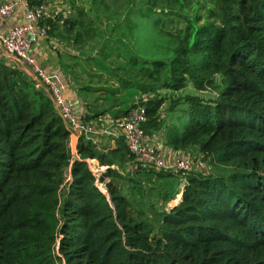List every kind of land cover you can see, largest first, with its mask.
Instances as JSON below:
<instances>
[{"label":"trees","instance_id":"1","mask_svg":"<svg viewBox=\"0 0 264 264\" xmlns=\"http://www.w3.org/2000/svg\"><path fill=\"white\" fill-rule=\"evenodd\" d=\"M207 1L194 0L190 18L170 11L185 23L167 33L174 43L167 59L129 55L125 69L139 62L133 69L146 81L135 87L155 92L144 103L146 135L162 127L158 109L172 91L213 90L169 105L186 103L185 123L169 121L163 144L207 159L206 169L198 165L182 181L168 168H144L135 178L126 173L132 192H124L114 182L123 179L117 168L133 160L123 140L106 149L78 137L74 158L70 132L43 89L0 59V264H264V0ZM89 2L97 14H115L103 0ZM58 20L45 19L47 35L76 45L96 36V27L74 31L75 15ZM122 77L115 81L125 86ZM87 158L105 166L98 176L109 178L105 192ZM155 175L163 178L156 186L140 185Z\"/></svg>","mask_w":264,"mask_h":264},{"label":"rangeland","instance_id":"2","mask_svg":"<svg viewBox=\"0 0 264 264\" xmlns=\"http://www.w3.org/2000/svg\"><path fill=\"white\" fill-rule=\"evenodd\" d=\"M61 1L70 4L67 0ZM72 1V5L70 4V6H72V9L74 11L73 17L75 15L79 20V25L78 23L77 25H74V31H77V29L81 31L83 29V26H86L85 30L96 27L94 28V30H96L97 32L96 36H94L93 33L91 37H85L86 41L84 43L80 42L77 45L72 44L76 48H79L77 49V52L79 53L76 55L77 62H79L86 69L96 70L97 73H101V76H103V74H106V77L100 78L98 76L97 80H88L89 78H85L81 81L77 77V75L79 74H75L73 80H76L77 84H79L80 82H94L108 85L109 93L106 96L107 100L105 102V107L109 106L113 102H118L120 106L125 107L130 102H132V94L136 92V87L134 84H137L138 81H146V78L142 77V72H135V70L133 69L139 66L140 61H152L157 59L165 60L171 55L173 40L171 38V35H168L167 33L173 34L172 32L177 28L179 29L181 23L183 26L185 21L182 22L181 20H178L177 16L176 19L174 17H169V14H171L170 11H177V13L184 15L186 18H190L191 16L193 17V15L196 14V11H194V0H185L183 4V6L185 7H181L177 10L176 7H178L179 0H173V3L170 5L173 8L165 5V0H156L153 7H145V0H103L104 3L110 4V8H108L109 10H114L115 14H113V17H105L104 14L100 13L97 14L95 8L90 6L89 0ZM205 1L206 3H208L207 0ZM78 8L82 9L84 12L81 14L77 13ZM199 12L200 14H202V11ZM192 23L195 24L194 21H192ZM120 29L121 31L119 33ZM88 32L91 33L93 31ZM92 36L94 37L92 38ZM101 43L102 46H100ZM112 46H116V48H118L119 54L115 52V50L117 49H113ZM129 55L137 56L139 62H137L135 65L130 66L132 69L128 68L130 71L126 72V62ZM101 58L106 61L107 65ZM141 65L143 64L141 63ZM148 65L151 66V64ZM117 76H125L122 77V80L124 79L125 81H128L125 86L120 85L119 88L115 89L117 93H113L111 87H113L114 85L111 82L113 80L115 81ZM158 82L159 80H156L154 83L158 84ZM117 84L118 83H116V85ZM157 91L158 93H163L167 90L165 88H159ZM212 91V89H205L203 91L196 92L188 86L185 89L181 88L179 90L172 91L170 95L168 94L170 98L165 99L161 103L158 110V116L161 119L162 124V127L160 129H162L169 121H175L174 124L178 126H181L185 123L183 114L184 110L186 109V103L181 102L176 106L174 105L175 107L173 106L171 109H169L170 103L177 100L183 101L184 96H195L201 99L203 96H209L210 94H213ZM142 93L149 94L152 97L155 95V92L153 91ZM162 114H164L163 117H160V115ZM168 114H170V117L168 116ZM190 151L191 154L195 155L196 159L200 162L199 169H206L207 159H202V156L198 155L196 150L191 149ZM73 154L74 152L72 153V155ZM144 168L148 167L142 166L135 159L129 161L126 165L119 169V171L122 173L123 179L115 180L114 182L116 183V186L123 188L124 192H126V190L130 187L129 185H132L130 182L125 181L127 179L126 173L132 175L135 178L136 176H134L133 173ZM148 169L155 173L163 172L161 170L167 171V169L165 168L154 170L151 168ZM99 173L100 171L97 172L95 183L101 191L105 192L104 184L109 178L104 177L103 180L100 181L98 177ZM176 173V178L179 181H182L184 180L186 174H188V171ZM162 180L163 178L160 179L155 175L153 179H139V182L141 186H148L150 183L156 186L157 183L161 182ZM180 188L181 187L178 185L176 187V191H178ZM131 189L128 190L132 192ZM128 198L133 204L137 202V197L135 195L128 196ZM150 198L157 201V195L155 193V190L153 189L150 191ZM176 199L177 196L167 202L163 206L164 209L174 204ZM158 204H161V202ZM140 207L145 209L143 205H141Z\"/></svg>","mask_w":264,"mask_h":264},{"label":"built area","instance_id":"3","mask_svg":"<svg viewBox=\"0 0 264 264\" xmlns=\"http://www.w3.org/2000/svg\"><path fill=\"white\" fill-rule=\"evenodd\" d=\"M16 5V1L0 2V25L8 17ZM24 22L15 24L5 31L0 30V59H8L30 80L33 87L41 88L49 98L52 107L66 129L76 137H83L91 143H97L94 135L95 124L81 119L73 114L72 109L62 92L55 76L45 71L30 54L31 46L40 37H46L44 3L25 6ZM151 95L143 93L138 101L129 106L124 112L112 115L109 112L95 116L97 123L104 124V131L114 138H121L125 147L142 166L151 169L168 168L173 172H185L200 165L191 149H176L174 159L165 164L164 156L159 147L146 140L141 124L145 120L144 103ZM74 151H72L73 153ZM76 157V154H73ZM94 158H87L86 163L92 174L97 175L104 166L92 165ZM91 165V167H90Z\"/></svg>","mask_w":264,"mask_h":264},{"label":"crops","instance_id":"4","mask_svg":"<svg viewBox=\"0 0 264 264\" xmlns=\"http://www.w3.org/2000/svg\"><path fill=\"white\" fill-rule=\"evenodd\" d=\"M2 1H16V5L14 6L12 13L2 20L0 25L1 31H5L7 28H10L15 24L23 23L25 6H28L29 4L33 5L40 2L44 3L46 16H48L49 19L58 17V23H61L62 20L66 18H72L74 14L70 4L62 2L61 0H0V2ZM174 18L176 19V17ZM59 29H61V27H59ZM120 31L121 29L119 30V33ZM174 32L175 30L172 33ZM85 41L86 39L83 38L81 42L84 43ZM173 45L174 43L172 44V47ZM77 49L79 48L73 46L72 43L68 42V40H60L54 36L47 35L46 37L38 38V40L31 46L30 54L45 71L52 73L58 80L73 114L81 119L91 121L95 124L96 133L94 137L97 140L98 145L100 144L106 149L114 148L116 146L115 139L117 138H114L104 131L103 123H97L95 121V116L97 115L96 113L105 109H110L111 111H109V113L112 115L121 113L123 110L136 103L143 93L136 88V92L132 94V102H130L127 106L123 107L120 106L118 102H113L109 106L105 107V102L107 100L106 96L109 93L108 85L94 82H80L77 84V81L73 80L75 74H79L77 77L80 81L85 78H89L88 80H97L98 76L100 78L106 77V74L101 76V73H97L96 70L86 69L79 62H77L76 55L79 53L77 52ZM102 60L106 64V61L104 59ZM111 83L114 85L111 87L112 92L117 93L115 89L119 88L121 84L114 80ZM116 83L118 84L116 85ZM163 115L164 114L160 115V117H163ZM168 116L170 117V114H168ZM145 138L148 142L154 143L159 147L163 153L165 164L172 162L175 156V149L163 144L162 129L151 131L149 135L145 136ZM91 162L92 165H98L95 159ZM117 170L119 171L118 168Z\"/></svg>","mask_w":264,"mask_h":264},{"label":"water","instance_id":"5","mask_svg":"<svg viewBox=\"0 0 264 264\" xmlns=\"http://www.w3.org/2000/svg\"><path fill=\"white\" fill-rule=\"evenodd\" d=\"M75 141H76L75 135L73 133H70V135H69V146H70L71 151H74Z\"/></svg>","mask_w":264,"mask_h":264},{"label":"clouds","instance_id":"6","mask_svg":"<svg viewBox=\"0 0 264 264\" xmlns=\"http://www.w3.org/2000/svg\"><path fill=\"white\" fill-rule=\"evenodd\" d=\"M151 97H152V96H151ZM151 97H150V98H151ZM150 98H149V99H150ZM126 109H127V108H126ZM126 109H125V110H126ZM125 110H124V111H125ZM75 142H76V141H75ZM73 157H74V156H73Z\"/></svg>","mask_w":264,"mask_h":264}]
</instances>
